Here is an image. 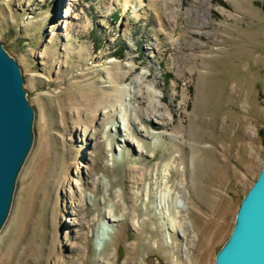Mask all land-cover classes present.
<instances>
[{
    "label": "rangeland",
    "instance_id": "374dc122",
    "mask_svg": "<svg viewBox=\"0 0 264 264\" xmlns=\"http://www.w3.org/2000/svg\"><path fill=\"white\" fill-rule=\"evenodd\" d=\"M0 42L35 110L0 264H215L264 158V0H0Z\"/></svg>",
    "mask_w": 264,
    "mask_h": 264
},
{
    "label": "water",
    "instance_id": "95a60500",
    "mask_svg": "<svg viewBox=\"0 0 264 264\" xmlns=\"http://www.w3.org/2000/svg\"><path fill=\"white\" fill-rule=\"evenodd\" d=\"M34 119L21 68L0 42V231L9 217L17 179L33 147ZM215 264H264V158Z\"/></svg>",
    "mask_w": 264,
    "mask_h": 264
},
{
    "label": "bare ground",
    "instance_id": "6f19581e",
    "mask_svg": "<svg viewBox=\"0 0 264 264\" xmlns=\"http://www.w3.org/2000/svg\"><path fill=\"white\" fill-rule=\"evenodd\" d=\"M212 80H214V79H212ZM211 79L210 80H205V82L206 83H208V84H212V86L214 85V84H217V83H215V80L214 81H212ZM216 87V86H215ZM212 87H210V88H208V87H206V89H205V91H206V94L210 91V89H211ZM211 93V92H210ZM211 95V94H210ZM208 97V96H207ZM208 99V98H207ZM152 103L154 104H156V105H158V101L157 102H155L154 100H152ZM200 120V119H199ZM203 120V119H202ZM235 120V119H234ZM212 121V120H211ZM215 123V122H214ZM202 124V123H201ZM205 123H203L202 125H201V127L203 128V129H205ZM209 126V125H208ZM212 126V125H211ZM233 126V125H232ZM208 129V128H207ZM212 132L211 131H208V130H206L204 133H202V135H200V137L199 138H197V140H198V142H202V139H207V136H212ZM211 138H213V136L212 137H209V139H211ZM215 139V138H214ZM211 141V140H210ZM214 141V140H213ZM214 144V143H213ZM192 145V148L194 149L195 147H197V144L195 143V144H191ZM232 148H233V144H229V146H226L225 145V143L224 142H222V146H221V152H222V156H224L228 151H230V150H232ZM196 150V149H195ZM194 153V152H193ZM199 155V154H198ZM225 163H228V161H225ZM208 164H210L209 165V167H208V170H213L214 168V170H215V173L213 174L212 173V175L211 176H217L218 177V172L219 173H221L222 174V176H223V172L221 171V167H217V163H216V161H215V159H212L211 161H210V163L208 162ZM208 170L206 171V174L208 173ZM213 170V171H214ZM212 172V171H211ZM140 180V179H139ZM138 180V181H139ZM143 181V180H142ZM136 184H138V182H136ZM82 210H86L85 209V205L84 204H82V203H79L77 206H76V212L78 213V215L79 214H81V211ZM86 216H87V214H86ZM188 224H190L188 221H184L181 225H182V227L185 229V227H186V225H188ZM112 232L110 231V230H108L107 231V233H104V235L106 236V234L109 236L110 234H111ZM201 233V232H200ZM204 245V244H203ZM205 245H206V243H205ZM210 244L208 243V246H209ZM186 250L187 249H184V252H186ZM190 260V259H189ZM191 262V261H190ZM200 264V263H199Z\"/></svg>",
    "mask_w": 264,
    "mask_h": 264
}]
</instances>
